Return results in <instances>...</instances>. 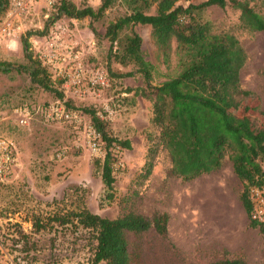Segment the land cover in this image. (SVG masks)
Wrapping results in <instances>:
<instances>
[{
  "label": "rangeland",
  "instance_id": "374dc122",
  "mask_svg": "<svg viewBox=\"0 0 264 264\" xmlns=\"http://www.w3.org/2000/svg\"><path fill=\"white\" fill-rule=\"evenodd\" d=\"M71 1L94 9L102 2ZM250 3L264 13V0ZM54 11V5L38 0L13 18L8 36L0 37V62L13 67L0 71V136L13 142L18 162L16 170L0 181V264H91L94 241L87 230L57 222L34 230L36 218L78 206L109 218L127 209L148 217L157 211L166 212V237L153 228L127 234L137 264H217L223 258L264 264V235L248 224L239 200L242 184L227 156L219 169L184 181L168 176L171 162L165 150L159 148L148 154L146 129L152 100L134 95L135 90L148 88L141 74L118 76L135 67L123 66L108 57L110 42L104 36L109 22L129 13L125 0H114L99 20L61 16L45 36L29 38L33 54L41 59L53 85L71 100L70 106L77 113L71 121L47 117L46 109L58 97L32 84L28 73L16 68L26 63L21 37L28 30L42 29ZM238 15L239 11L229 5L210 7L205 12L216 32H232L242 44L247 59L240 70V84L256 94L258 102L248 103L257 102L259 109L250 112L251 106L244 102L250 115L247 110L238 113L250 116L253 125L264 126V30L250 32L240 28ZM134 29L142 38L145 59L154 66L151 84L176 75L180 70L176 42L171 41L165 62L150 37V27L137 24ZM128 33L125 29L120 37ZM72 52L78 54L82 67L105 70L108 85L92 88L84 80L76 93L68 89L65 73L74 66ZM126 88L131 91L125 92ZM88 108L108 122L112 136L128 139L131 145L129 149H117L110 200L97 164L103 153H93L87 144L91 117L84 109ZM148 160L152 162L151 174L141 179L137 175L144 171ZM256 198L258 214L264 218V194Z\"/></svg>",
  "mask_w": 264,
  "mask_h": 264
},
{
  "label": "trees",
  "instance_id": "16d2710c",
  "mask_svg": "<svg viewBox=\"0 0 264 264\" xmlns=\"http://www.w3.org/2000/svg\"><path fill=\"white\" fill-rule=\"evenodd\" d=\"M113 1L102 0L94 9L90 5L77 6L71 0H58L54 4V13L46 19L43 28L28 30L21 37L26 63L16 69L27 72L32 84L53 93L70 109L71 100L65 99L53 85L41 59L33 54L29 38L32 35L45 36L61 16L99 20ZM194 1L125 0L129 13L109 22L105 28L104 36L110 42L108 57L123 66L132 64L135 69L118 76L141 74L148 88L134 91V95L152 100L149 128L146 129L148 154L159 148L165 150L171 162L168 176L184 181L219 169L227 156L242 184L239 200L248 224L264 235V218L254 217L258 210L256 197L264 194V126L253 125L247 105L251 106L250 112L258 111V98L240 84V70L247 55L234 33L214 30L205 12L210 7L229 5L239 11L238 26L250 32L264 30V13L251 5L253 0ZM8 5L9 0H0V22ZM152 8L154 12L149 13ZM137 24L150 27V37L165 62L169 59L171 41L176 42L180 65L176 75L159 84H151L154 66L143 55L142 38L134 29ZM125 29L129 33L120 37ZM11 66L2 61L0 71L6 72L13 68ZM256 100V104L248 103ZM84 110L91 117V125L101 135L103 157L97 160V164L106 198L110 200L113 198L117 153L129 149L130 141L112 136L107 129L108 122L92 108ZM239 111L248 115H240ZM144 167V171L137 175L141 179L150 176L152 162L148 160ZM168 220L166 212L157 211L148 217L127 209L115 218H109L78 206L66 209L64 213L53 212L47 218H36L34 230L46 229L52 226L51 222L79 226L93 237L91 264H137L129 249L127 234H139L153 228L158 235L166 237ZM217 264L250 263L242 258H223Z\"/></svg>",
  "mask_w": 264,
  "mask_h": 264
},
{
  "label": "built area",
  "instance_id": "2783aa9c",
  "mask_svg": "<svg viewBox=\"0 0 264 264\" xmlns=\"http://www.w3.org/2000/svg\"><path fill=\"white\" fill-rule=\"evenodd\" d=\"M38 0H9V5L7 10L5 11L3 20L0 22V37L5 38L10 34L12 28V20L18 15V13H23L28 11L34 2ZM45 5H54L58 0H42ZM53 44V43H52ZM66 47H72L67 45ZM71 55L73 59L71 62L74 63V66L70 69V71H66V87L72 88L74 93L77 92L82 86L83 81L92 87H105L108 85L107 73L105 70L96 69L92 70L87 67H82L79 62V56L77 53L72 52ZM45 114L54 120H67L71 121L77 117V113L73 110L67 109L61 100H57L53 105L49 106ZM108 114H111V111H108ZM100 116V115H99ZM87 144L90 147L93 153H102L101 147V135L100 133L91 125V123L87 126L86 131ZM17 155L16 148L13 142L6 138L0 136V181L6 180L15 170L17 166ZM259 209L255 213L254 217H259V219H263L258 214Z\"/></svg>",
  "mask_w": 264,
  "mask_h": 264
}]
</instances>
